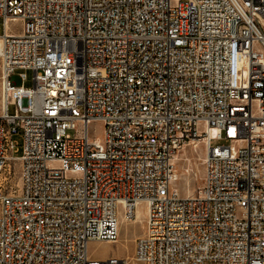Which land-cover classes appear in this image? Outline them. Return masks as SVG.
<instances>
[{
    "label": "built area",
    "instance_id": "1",
    "mask_svg": "<svg viewBox=\"0 0 264 264\" xmlns=\"http://www.w3.org/2000/svg\"><path fill=\"white\" fill-rule=\"evenodd\" d=\"M1 21L0 264H131L89 244L139 201L137 263L264 264V0H0ZM194 140L186 197L174 161Z\"/></svg>",
    "mask_w": 264,
    "mask_h": 264
},
{
    "label": "rangeland",
    "instance_id": "2",
    "mask_svg": "<svg viewBox=\"0 0 264 264\" xmlns=\"http://www.w3.org/2000/svg\"><path fill=\"white\" fill-rule=\"evenodd\" d=\"M3 33V24L0 22V34ZM16 74H26V80L24 82L25 87L33 86V71L30 69H17ZM15 105H11L9 108L10 113H14ZM91 129H95L96 133L102 132V125L97 123L91 126ZM15 140L18 142L17 151L15 156L22 155V135H15ZM215 143V142H214ZM222 143V142H221ZM183 157L178 161L177 167L179 173L182 175L180 179L173 184V187L177 189L180 195L190 196L198 191L202 186L203 172H204V147L203 145L193 150L192 148H186L183 152ZM187 158V159H186ZM11 168V173L9 170ZM7 168L2 175V180L8 189L18 188L20 182V164L18 161L11 163V167ZM189 170V171H186ZM194 171V172H193ZM139 214V215H138ZM136 221H127L122 215H120V236L116 243L108 242H91L89 244V252L94 258L106 259L111 256L125 258L130 257L135 253V239L143 234L145 228L147 208L145 204H140L136 208ZM140 264V263H138Z\"/></svg>",
    "mask_w": 264,
    "mask_h": 264
},
{
    "label": "bare ground",
    "instance_id": "3",
    "mask_svg": "<svg viewBox=\"0 0 264 264\" xmlns=\"http://www.w3.org/2000/svg\"><path fill=\"white\" fill-rule=\"evenodd\" d=\"M0 44H1V39H0ZM206 144H207V140H202V141H200V140H194V141H192V142H190L187 146H185V147H183L180 151H179V153L176 155V158H175V161H174V168H175V178H174V180L172 181V186H173V184L175 183V182H177L179 179H180V177L182 176L180 173H179V171H178V167H177V163H178V161L179 160H181L182 159V157H183V152H184V150H186V148H192L193 150H195L196 148H199L200 146H202L203 145V147H204V158H203V161H204V159H205V155H206ZM187 159V158H186ZM204 163V162H203ZM204 167V166H203ZM190 170V169H189ZM189 170H186L185 169V172L186 171H189ZM204 171H205V167H204ZM194 172V171H193ZM203 177H204V172H203ZM18 186H20V182H19V185ZM174 188V187H173ZM175 189V188H174ZM177 190V189H176ZM197 193V192H196ZM196 193H194V194H192V195H190V196H195L196 195ZM190 196H187V197H190ZM140 204H145L146 205V208H147V216H146V221H147V218H148V210H149V207H148V204L146 203V202H143V201H139L137 204H136V208L140 205ZM122 215V214H121ZM139 215V214H138ZM122 217L125 219V220H127V221H136V219H137V215H136V218L135 219H133V220H129V219H127L124 215H122ZM146 224V223H145ZM145 231H146V228H145ZM145 234V232L141 235V236H139V237H142L143 235ZM119 236H120V222H119V234H118V238H119ZM139 237H137V238H139ZM118 238H117V240H118ZM136 238V239H137ZM135 239V240H136ZM117 240L115 241V243L117 242ZM108 243H112V242H108ZM134 244H135V241H134ZM125 258H127L130 262H131V264H138L137 263V261H136V259H135V255L133 254L132 256H130V257H125Z\"/></svg>",
    "mask_w": 264,
    "mask_h": 264
},
{
    "label": "crops",
    "instance_id": "4",
    "mask_svg": "<svg viewBox=\"0 0 264 264\" xmlns=\"http://www.w3.org/2000/svg\"><path fill=\"white\" fill-rule=\"evenodd\" d=\"M145 228H146V224H145ZM145 228H144V230H143V233L145 232Z\"/></svg>",
    "mask_w": 264,
    "mask_h": 264
}]
</instances>
